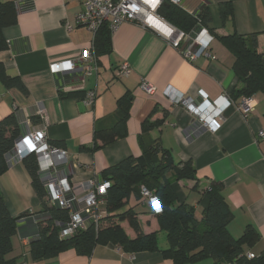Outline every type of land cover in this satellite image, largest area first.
<instances>
[{"label": "crops", "instance_id": "1", "mask_svg": "<svg viewBox=\"0 0 264 264\" xmlns=\"http://www.w3.org/2000/svg\"><path fill=\"white\" fill-rule=\"evenodd\" d=\"M178 7L190 15L201 7L206 10L205 26L213 35L209 51L215 58L200 56L189 61L159 33L126 21L111 34V52L98 57L97 71L85 76L79 69L56 73L50 69L51 62L72 57L91 45L92 34L75 23L76 13L83 8L78 0H34L33 6L18 10L16 23L2 29L8 47L0 51V63L9 77L20 79L27 94L0 79V119L16 111L19 124L26 119L30 127H44L47 140L67 152L66 167L74 184L99 176L104 168L128 156H140L141 122L146 117L158 121L149 131L150 138L167 150L174 164L189 161L195 170V178L172 182L175 203L190 205L200 220L207 205L206 190L213 181L219 183L232 213L228 232L238 238L247 226L253 227L259 239L252 246L245 244L244 251L259 254L264 251V137L259 136L264 131V94L253 95L255 106L247 118L235 107L237 99L223 108L216 131L193 135L189 133L191 114L172 103L164 90L192 98L202 91L210 100L223 92L229 95L239 82L232 69L234 56L220 38L257 33V51L264 52V0H180ZM66 21L72 25L70 31ZM124 63L131 68L126 76L120 74ZM141 78L155 86L153 94L140 90ZM90 89H95L96 98L88 106L82 98ZM125 93L132 95L126 134L105 145L95 142L96 129L115 123L117 100ZM31 117L39 123L33 124ZM7 161L8 168L0 175V191L13 216L26 213L11 238L7 258H15L17 264H173L158 251L130 253L112 243L95 245L89 255L68 249L48 259L31 258L30 242L38 234V222L47 217L40 211L43 205L21 160L10 153ZM128 207L137 212L143 233L159 230L157 213L147 197L131 193L125 199L124 208ZM98 208L100 223L107 215L105 198ZM119 225L129 238L136 236L126 221ZM160 240L164 243L163 236ZM186 264H212V259Z\"/></svg>", "mask_w": 264, "mask_h": 264}, {"label": "trees", "instance_id": "2", "mask_svg": "<svg viewBox=\"0 0 264 264\" xmlns=\"http://www.w3.org/2000/svg\"><path fill=\"white\" fill-rule=\"evenodd\" d=\"M226 7L221 10L224 18ZM157 14L177 29L189 33L196 25V19L182 11L178 6L163 2ZM203 25L209 16L206 10L199 13ZM17 21V8L13 0H0V51L8 45L3 37V27L13 25ZM222 43L233 54L232 69L239 85L229 94L232 101L242 96H253L257 92L264 94V52L257 51V33L241 35L232 33L220 38ZM95 54L98 57L111 52V32L106 23L96 31L93 38ZM0 79L7 87H16L24 94L27 89L18 77H9L0 63ZM65 93L61 96H73ZM125 93L117 100L115 123L105 129H96L94 140L105 145L126 134V121L129 115L131 97ZM236 102V101H235ZM33 124L39 123L31 117ZM158 121H150L146 117L141 122L138 142L142 153L138 157L128 156L119 162L104 168L99 178L109 182L106 193L107 215L97 227L79 229L72 236L60 238L59 231L68 220V211L56 206H47L43 200L44 188L38 174L36 156L29 154L21 159L31 183L41 200L47 218L38 222L37 236L31 240L29 253L35 260L48 259L59 253L73 249L78 255H89L97 244L112 243L125 252L158 251L173 264L194 263L204 258H211L212 264H264V251L248 258L244 245L252 246L259 239L258 232L247 226L243 234L234 238L227 230L232 213L221 194V185L213 181L205 194L207 205L202 211V218L197 220L193 208L186 203H175V194L171 184L183 178H195V170L191 162L174 164L168 159L167 150L157 140L149 136V131ZM22 127L16 111H12L0 119V175L8 168L7 158L20 137ZM52 145L61 148L60 144ZM156 196L161 211L157 213L159 230L145 234L141 230L137 212L132 208H124L125 199L131 193L141 194V187ZM13 216L0 191V264H17L15 258H7L12 250L11 238L17 231L20 218ZM126 221L135 232L129 238L119 222ZM160 234L164 238L161 243Z\"/></svg>", "mask_w": 264, "mask_h": 264}, {"label": "built area", "instance_id": "3", "mask_svg": "<svg viewBox=\"0 0 264 264\" xmlns=\"http://www.w3.org/2000/svg\"><path fill=\"white\" fill-rule=\"evenodd\" d=\"M13 1L17 11L27 6H33L34 2V0ZM78 1L83 8L76 13L75 23L86 28L93 38L96 31L104 23L107 24L112 34L121 23L129 21L159 33L174 47L180 48L183 56L189 61L200 56L215 58L209 51V43L212 41L213 35L201 23L199 18V13L202 11L203 6L191 14L196 19V25L189 33H185L157 14V10L163 2L179 6L180 0ZM151 18L164 22L170 28V33H164L156 28L150 22ZM65 27L68 31L72 29V25L68 21L65 22ZM50 69L53 73L79 69L82 76L92 75L97 71V56L93 46V39L89 47L81 49L72 57L51 62ZM130 71L131 68L127 63L120 67L122 76L128 75ZM139 88L146 94H153L156 90L155 86L146 78L140 79ZM164 95L169 97L172 103L182 105L191 114V131L189 133L193 135L204 130L216 131L219 127L223 108L233 102L225 92L215 100H210L202 91L198 92L197 98L184 96L179 92H173L170 95L168 89L164 90ZM95 98V89H90L85 92L82 101L85 105L90 106L94 103ZM233 103L243 118H247L255 106L253 96H242ZM20 125L24 128V131L15 141L12 150L13 157L21 160L29 154H34L36 156L38 174L45 191L43 197L45 204L68 211V220L59 231V237L67 238L79 229H87L91 226L97 227L100 218L98 204L106 197L110 185L109 182L100 179L99 176H92L79 184H74L69 177L70 170L66 167L68 162L67 152L52 145L47 140L44 127H30V121L26 119ZM259 136L264 137L263 130L259 131ZM140 192L142 196L150 200L155 212L159 213L161 208L156 196L143 186ZM43 215L47 217L46 213ZM254 255L253 252L246 253L248 258H252Z\"/></svg>", "mask_w": 264, "mask_h": 264}, {"label": "bare ground", "instance_id": "4", "mask_svg": "<svg viewBox=\"0 0 264 264\" xmlns=\"http://www.w3.org/2000/svg\"><path fill=\"white\" fill-rule=\"evenodd\" d=\"M150 22L158 28L160 31L169 34L170 33V28L162 21L158 19L151 18Z\"/></svg>", "mask_w": 264, "mask_h": 264}, {"label": "rangeland", "instance_id": "5", "mask_svg": "<svg viewBox=\"0 0 264 264\" xmlns=\"http://www.w3.org/2000/svg\"><path fill=\"white\" fill-rule=\"evenodd\" d=\"M161 236H162V235L160 234V238H161Z\"/></svg>", "mask_w": 264, "mask_h": 264}]
</instances>
